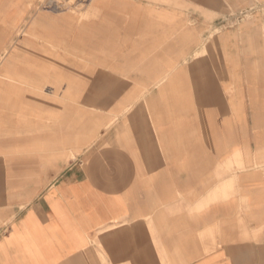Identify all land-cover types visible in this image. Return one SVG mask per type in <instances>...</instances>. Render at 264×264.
<instances>
[{
	"label": "crops",
	"instance_id": "crops-1",
	"mask_svg": "<svg viewBox=\"0 0 264 264\" xmlns=\"http://www.w3.org/2000/svg\"><path fill=\"white\" fill-rule=\"evenodd\" d=\"M92 1L91 34H72L64 19V37L90 36L98 45L106 38L114 43L107 45L108 52L114 47L147 54L156 48L157 54L187 55L188 61L155 67L172 70L166 78H142L139 85L158 86L150 108L144 101L129 125L111 128L95 144L92 138L84 155L56 177L49 175L42 190H20L18 174L0 169V264H65L70 254L79 257V264H236L242 259L261 264L264 0H165L170 6L164 0ZM180 6L186 8L183 16ZM245 14L238 28H218L219 21ZM30 15L25 0H0V118L7 126L0 137L23 134L34 124L17 87L23 84L18 77L21 27L28 22V33L44 38L61 29L56 18ZM188 21L192 24L181 28ZM28 48L35 53V46ZM197 53L203 56L191 60ZM6 56L11 60L4 63ZM3 75L11 76L8 83ZM81 126L80 120L71 123L69 133L79 137L85 132ZM2 139L1 163L33 157L46 163L56 156L48 145ZM66 141L61 150L76 157L80 150ZM234 145L246 160L239 174L246 202L225 204L221 201L234 173L224 157ZM98 159L111 160L107 167L118 179H107L96 166ZM27 171V180L35 182V174ZM26 195L33 200L17 201L19 206L4 202ZM181 196L211 203L210 212L194 222L186 214L165 211ZM212 224L217 229L209 234L205 228ZM113 232L125 234L122 245L104 239Z\"/></svg>",
	"mask_w": 264,
	"mask_h": 264
},
{
	"label": "rangeland",
	"instance_id": "rangeland-1",
	"mask_svg": "<svg viewBox=\"0 0 264 264\" xmlns=\"http://www.w3.org/2000/svg\"><path fill=\"white\" fill-rule=\"evenodd\" d=\"M25 1L29 13L31 12V18L37 14V16L45 15L48 20L56 18L61 29L53 31L51 38H44L39 34L31 36L27 31L28 22L25 23V28L21 27L19 44L24 53L19 54L18 77L23 84L17 87L22 91V97L27 100L29 108L32 109L33 116L29 117V121L32 119L31 122L34 124L27 126L23 134L14 132L9 136L3 133L0 140L22 137L30 142L48 145L56 156L48 160L50 165L46 164L48 161L44 163L45 158L33 157L26 160L18 159L13 165L0 162V169L5 174L14 173L15 176L16 173L18 174L20 190H27L31 187L37 192L48 184L49 175L52 178L56 177L71 163L81 158L89 149L87 146L92 142V138L95 144L111 128L129 125L130 119L127 117H131L144 101H148L145 104L148 103V108H150V95L155 93L158 86L139 85L143 81H141L142 78L146 77L149 81L155 77L166 78L170 76L172 70H156L155 67L166 66L168 62L178 60L187 62L188 59L187 55H181L177 59L172 54H157L154 52L156 48H149L147 54L124 53L122 48L120 51H115L118 48L114 49V47H111L113 52H108L107 45L114 44L109 43V39L101 38L100 45H98L97 39L90 36L84 39L64 37L65 32L61 33L65 27L64 19L68 20L67 26L72 30V34L81 33V31H84V34H91L94 4L92 0ZM164 3L171 5L165 0ZM180 10L181 15L186 14L185 7L180 6ZM183 11L185 13H182ZM247 18L245 14L233 21L230 19L219 21L217 25L218 28L236 29ZM191 24L188 21L183 23L185 26L181 28L189 27ZM36 30L46 29L36 26ZM34 46L35 53H28L31 50L28 47ZM201 56H203L202 53H197L191 60ZM10 60L11 58L6 56L3 62ZM140 65H146L148 69L140 70ZM9 77L11 76L3 75L1 78L8 83ZM101 77H111L118 82L119 86L115 97L103 104H97L90 99V93ZM1 120L0 118V129L6 131L7 126L2 125ZM78 120L81 121L85 131L79 137L73 132L69 133L70 124ZM68 139L72 140V146L80 150L76 157H73L68 149L61 150L62 146L67 144ZM7 165H10L9 169ZM28 169L35 174V182L27 180ZM44 178L46 181H43ZM11 200L19 206L17 201L22 205L33 200V197L26 195L20 199L4 198V202H11Z\"/></svg>",
	"mask_w": 264,
	"mask_h": 264
},
{
	"label": "clouds",
	"instance_id": "clouds-1",
	"mask_svg": "<svg viewBox=\"0 0 264 264\" xmlns=\"http://www.w3.org/2000/svg\"><path fill=\"white\" fill-rule=\"evenodd\" d=\"M225 161L231 162V171L234 173L233 184L230 191L223 196L222 203H231L239 200L241 203L246 202V198L242 196L239 188V174L246 170V160L242 148L239 145H234L229 148L224 157ZM211 210V203L196 201L189 202L186 197H179L178 200L168 206H165V211L172 214H186L194 222L208 214ZM217 225H208L205 231L212 234L216 231Z\"/></svg>",
	"mask_w": 264,
	"mask_h": 264
},
{
	"label": "snow or ice",
	"instance_id": "snow-or-ice-1",
	"mask_svg": "<svg viewBox=\"0 0 264 264\" xmlns=\"http://www.w3.org/2000/svg\"><path fill=\"white\" fill-rule=\"evenodd\" d=\"M118 82L111 77H101L93 86L92 91L90 93V99L97 103L103 104L105 101H108L110 98L116 96V89L118 88ZM118 98V97H116ZM114 102V101H113ZM128 119H132V117H127ZM121 123H123V119H121ZM111 160H108L107 163L103 159H98L96 161V166L99 170H101L107 179H118L115 169L109 171L107 165L111 164ZM125 234L122 232H113L109 233L104 239L107 242L114 243L117 245H122L125 241ZM65 264H79V257L76 255H69L65 260ZM116 264H120L119 261ZM131 264H139L137 261H132ZM236 264H252L250 261L240 260L237 261ZM261 264H264V261H261Z\"/></svg>",
	"mask_w": 264,
	"mask_h": 264
},
{
	"label": "bare ground",
	"instance_id": "bare-ground-1",
	"mask_svg": "<svg viewBox=\"0 0 264 264\" xmlns=\"http://www.w3.org/2000/svg\"><path fill=\"white\" fill-rule=\"evenodd\" d=\"M32 18H33V17H32ZM3 61H4V60H3ZM0 64H2V63H0ZM38 78H39V77H38ZM26 89H27V88H26ZM22 98H24V97H22ZM25 103H26V102H25ZM9 106H10V105H9ZM10 109H11V108H10ZM8 110H9V109H8ZM8 112H9V111H8ZM12 123H13V122H12ZM82 126H83V125H82ZM82 126H81V127H82ZM79 130H80V129H79ZM80 131H81V130H80ZM78 132H79V131H78Z\"/></svg>",
	"mask_w": 264,
	"mask_h": 264
}]
</instances>
